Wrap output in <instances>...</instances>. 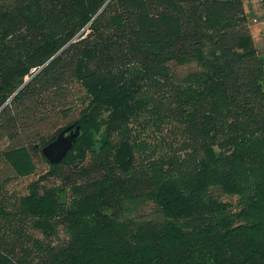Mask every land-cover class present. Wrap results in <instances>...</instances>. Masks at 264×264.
<instances>
[{
	"label": "trees",
	"instance_id": "obj_1",
	"mask_svg": "<svg viewBox=\"0 0 264 264\" xmlns=\"http://www.w3.org/2000/svg\"><path fill=\"white\" fill-rule=\"evenodd\" d=\"M244 3L0 0V264H264V0Z\"/></svg>",
	"mask_w": 264,
	"mask_h": 264
},
{
	"label": "water",
	"instance_id": "obj_2",
	"mask_svg": "<svg viewBox=\"0 0 264 264\" xmlns=\"http://www.w3.org/2000/svg\"><path fill=\"white\" fill-rule=\"evenodd\" d=\"M79 134V126H69L68 128L62 130L54 141L42 148V156L50 165L59 164L73 148Z\"/></svg>",
	"mask_w": 264,
	"mask_h": 264
},
{
	"label": "rangeland",
	"instance_id": "obj_3",
	"mask_svg": "<svg viewBox=\"0 0 264 264\" xmlns=\"http://www.w3.org/2000/svg\"><path fill=\"white\" fill-rule=\"evenodd\" d=\"M244 2L245 12L249 13L251 7L253 8L254 12L256 11L255 8L257 7V0H244ZM248 26L255 46L264 58V23L258 19H249ZM35 165L37 166V175H30L29 177L22 179L19 182V185L16 186L17 188H22L34 180L38 175L43 174L48 170V164L40 158L35 159Z\"/></svg>",
	"mask_w": 264,
	"mask_h": 264
}]
</instances>
